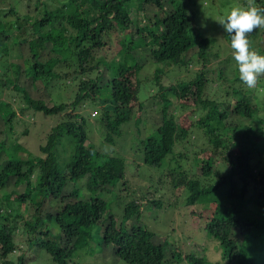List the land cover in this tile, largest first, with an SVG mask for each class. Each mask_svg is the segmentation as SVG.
<instances>
[{
    "label": "trees",
    "instance_id": "obj_1",
    "mask_svg": "<svg viewBox=\"0 0 264 264\" xmlns=\"http://www.w3.org/2000/svg\"><path fill=\"white\" fill-rule=\"evenodd\" d=\"M131 1L63 0L57 5L48 2L43 6L40 17H32L30 22L29 15L20 21L17 19L15 31L10 35L7 32L12 23L2 20L7 11L0 13V56L8 54L13 47L20 50L26 44L30 62L24 68L31 84L22 88L27 103L46 114L70 111L64 114V120L51 128L45 142L39 146L43 156H30L23 146L9 142L10 138L6 141L0 137V156L2 151H10L7 161L0 165V264L28 263L24 252L14 255L20 248L16 239L17 222L23 224L22 233L26 236L27 246L45 251L54 264H76V251L83 247L90 250L94 236L98 237V244L119 246L122 249L120 258L125 264L171 263L166 255V244L155 242V233L138 222L145 207L160 208L165 204L161 196H154L156 189L165 182L171 183V194L179 186L185 187L188 191L187 205L221 191L219 196H212L214 199L209 198L215 206L203 223L221 255L220 261H208L204 256L208 251L206 247L199 257L185 252L182 257L180 251L174 250L175 264L181 261L194 264H264V151L260 150H264V114H258L260 106L264 112V93L261 90L258 94L256 88L248 89L243 82L236 85L235 82L240 81L237 71L227 79L219 70L221 91L232 94L234 100L226 104L212 99L209 93L213 85L207 78L212 69H206L211 42L193 26L187 8L182 3L175 4L163 16L155 12L147 17L143 14L144 6L160 11L165 0H135L137 18L133 20L128 5ZM259 2L257 6L264 7V0ZM8 11L14 12L13 7ZM27 32L33 37H22ZM10 36L15 40L9 42ZM228 40L231 42L229 34ZM143 45L142 48L147 49L146 61L156 64L141 80H149V90L143 99L151 98L154 106L160 105V123L140 139L137 147L141 151L140 156L128 159L87 143L84 118L79 113L73 114V111L87 99L98 104L101 110L99 121L105 135L114 137L121 135L124 125H131L136 113L141 111L143 117L146 110L136 73L144 63L139 62L134 54ZM193 48H197L195 58H187ZM186 59L202 63L191 79H179L173 84L164 78L174 68L187 66ZM13 65L18 74L19 64ZM61 65L67 66V77L77 81L72 100L47 105L28 96L27 88L37 87L35 81L63 78L59 72ZM236 67L238 70L237 63ZM8 85L9 81L0 75V87ZM186 85L194 89L196 108L193 114L198 110L202 113L196 125L208 138L213 154H222V163L226 161L228 165L224 173L216 175L215 180L208 184L187 174V160L200 152L191 155L194 152L188 147V130L178 128L172 114L173 98L180 97ZM13 88L19 90L21 87L13 83ZM1 107L6 112L2 116L0 113L1 122L11 121L15 112L11 111L8 103H0ZM231 115L249 123L244 124L245 129L242 130L249 144L239 142L237 153L224 154L233 145V142L226 143L222 135L223 129L228 128L224 121ZM238 128L240 126L235 125L232 129L237 131ZM0 132L3 134L5 131L2 128ZM63 135L70 138L72 147L71 154L60 164L56 150ZM177 145L181 149L177 150ZM194 159L205 161L207 170L213 168V158L204 160L196 156ZM136 166L141 170L140 173L137 170V177L142 182L134 191L130 189L128 175ZM13 176L16 183L25 182L22 192L6 187ZM31 177H34L33 182ZM84 178L80 186L89 193L87 196L82 195L78 186ZM68 182L75 186L66 195L63 190ZM122 189L130 190L134 198L125 200L123 197L130 194H121ZM138 190L140 201L135 198ZM103 192L110 193L111 197L103 198ZM179 195L176 193L167 205L179 201ZM254 199L262 207L256 216L246 212ZM45 202L48 209L42 212ZM114 205L120 208L116 212ZM27 211L31 220L24 219ZM119 213L120 222L115 218ZM128 220L133 221L130 226L125 225ZM50 223L57 227L59 234H54Z\"/></svg>",
    "mask_w": 264,
    "mask_h": 264
},
{
    "label": "rangeland",
    "instance_id": "obj_2",
    "mask_svg": "<svg viewBox=\"0 0 264 264\" xmlns=\"http://www.w3.org/2000/svg\"><path fill=\"white\" fill-rule=\"evenodd\" d=\"M58 1L63 0H0V13L3 10L7 11L2 17L3 22L12 23V26L8 29L7 34L10 35L15 31V23L17 19L20 21L29 15L28 21L30 22L32 21V17L35 18L42 15L41 10L45 4L50 2L51 5H57ZM180 3H182L183 6L189 11L193 26L197 29H200L211 42L208 49V53L210 54L206 64V69H212V71L207 74V78L213 85L212 89L209 88L211 92L209 93V96H211L212 99H218V101H222L226 104H229L230 102L231 104L234 100L231 98L232 94H223L224 91H221L222 81L218 80V77L225 75V77L229 79L236 71L237 75L239 76V72L236 67V62L232 57L233 50L230 46L231 42L228 40V34L216 20L228 15L232 8L246 7L247 0H165L164 8L162 10L157 11L156 8L147 5L143 7V14L148 17L153 16L154 13L157 12L159 15L163 16L171 9L172 5ZM259 3V0H256V4L258 5ZM128 5L131 11V18L136 20V1L132 0ZM11 7H13L14 12L8 11V9ZM25 25L27 28H29V30H31L28 23H25ZM23 36L33 37V34H29L27 32V34L25 33L22 35V37ZM249 36L250 37L248 39L250 41L251 48L261 54H264V28L257 29ZM138 39L139 38H135V40ZM13 40H15V38L10 36L8 41L12 42ZM22 46L23 47H21L20 50L19 48L13 47L9 50L8 54L0 56V75L4 80L9 81L8 86L0 87V103L1 105L8 103L11 111L15 112V116L11 121L5 120L4 122H1V116L6 112L2 107L0 108V130L3 128L5 131L3 134L0 132V137H4L5 140L10 138L9 142L23 146L26 150H28L30 156H43V154L39 151V146L45 142L46 135L51 130V128L58 122L64 120V114L69 111V109L59 114H46L42 111L36 110L27 103L26 99L24 98L25 96L22 87L31 84V81L26 75L24 68V66L29 64L30 61L28 59L29 57L28 51L26 50V44ZM142 47H144V45L140 46V49L134 53L138 61L144 63L142 68H140V70H138L136 73L137 80H140L139 84L141 85V99H143L145 92L148 93L147 90H149L147 88L149 85V80H141L144 79L146 75L156 67V64L146 61L147 49H143ZM196 50L197 48H193V50L187 54L186 57L192 56L195 58L194 52H196ZM22 57L26 58L27 60H23ZM186 60L188 63L187 66L174 68L173 70L169 71V73L164 78L169 79V82L173 84L179 79L185 81L191 79L195 75L194 72L200 69L202 63H200V61L199 63L191 62V59L190 61L188 59ZM15 63H18L20 66V71L18 74H16L14 70L15 67L13 64ZM65 67L67 66L61 65L59 69V72L64 75L63 78H54L52 81L51 79L47 81L41 80L40 82H42L43 85L39 81H35L34 85L37 87L32 85L29 87V89L27 88L29 93L28 96L34 97L38 100L40 99L47 105L68 102L72 100L77 90V81L72 80L70 76L67 77L68 75H66L65 72H67L68 68ZM219 70L222 71L221 75ZM166 79L164 80L167 81ZM13 83H16L21 88L19 90L13 88ZM235 83L236 85H239L242 84V81H237ZM256 89L258 90V94H261V90L262 93H264V76L260 78ZM207 92L209 91L207 90L206 93ZM153 93L154 91L150 94L152 95ZM206 95L208 96V93ZM220 96H222V99H220ZM256 102L260 106V102L258 100H256ZM142 104L143 108L146 110L144 115L145 118L144 116L142 117L143 113L141 111L136 113L132 118L133 122L131 125L129 123L128 125H124L121 135L117 137L105 135V132L99 121L101 110L98 104L92 103V101H89L88 99L84 100L73 111V114L79 113V115L84 118L87 132V143H90V145H93L95 148L101 151L115 154L118 153L119 155L125 156L128 159H133L135 155L140 156L141 154V151L137 149L140 139L143 138V136L147 133L152 132L156 125L160 123V105L154 106L152 99L148 97L143 99ZM195 108L194 89L193 87L186 85L180 94V97L173 98L172 114L178 128H182V130H188V147L189 149L193 148L192 152H194L191 153V155L198 154L200 152L198 155H194L192 158L187 160L185 165V168L188 171L187 174L190 177H198L201 179L200 181L203 184H208L215 180L217 177L216 175L224 173L227 170L228 165L226 161L222 163V154L218 152L213 154V151L211 150V144H208L207 142L208 138L204 136L203 130L196 125V122L202 113L198 110L197 114H193V112H195ZM258 114L259 116L264 114L261 106ZM224 123L228 128L223 129V138L226 139V143L233 142V145L226 149L224 154H235L238 152L239 142L249 144V142L246 140V137L242 134V130L245 129L244 124L249 125V123L246 119H241L235 115H231L227 120L224 121ZM235 125L240 126L237 131L232 129ZM6 134L9 136H6ZM69 139V137L63 135L58 143L56 152L60 164H63L65 158L71 154L72 145ZM191 142L195 143L192 144ZM204 148H206V150ZM176 149L179 150L181 148L177 145ZM260 150L264 151L262 149ZM9 153L10 151H7V153L5 151L1 152L0 165L1 163L7 161L8 156H10ZM196 156L204 160L213 158V168H211V170L205 169V161L202 160V162L201 160L194 159ZM131 170L132 171L128 175V178L130 179L128 183L130 184V189L135 191V189H138L137 186L140 185L139 182H142V179L137 177V170L138 173H140L141 170L138 169L137 166ZM33 178L34 177H31L32 182L34 181ZM84 180L85 178L81 180L82 182H78V186L81 187L82 195L87 196L89 193L85 191L82 186H80ZM16 182L17 179L13 176L10 178V181L6 187L8 190H15L18 193L22 192L25 188V182ZM74 186L75 184L68 182L64 187L63 193L67 195V193ZM171 189L172 185L170 182H165L162 187L159 186L156 189L154 196H161L160 199H163L165 204L160 208L158 207L148 209L145 207L138 220V222H140L143 226L155 233L153 239L155 242L159 241L166 244V255L171 261V263L166 261V264L176 263V258H174L173 252L174 250L180 251V255L182 257L184 252L191 253L199 257L203 254V249L206 247L208 248V251L204 255L205 258L210 262L220 261L221 255L218 249H216L214 246V240L206 233L203 223L206 221L210 213H212V210L215 206L213 200L210 201L209 198L214 199L212 196H219L221 191L217 190L216 194L205 196L203 199L200 198L195 204L187 205L188 191L185 189V187L179 186L173 191L172 194L170 192ZM139 192L140 190L136 191V199L139 198ZM178 192L180 193L179 201H177L175 204L167 205L168 202L173 201V196L176 193L178 194ZM120 193L123 195L130 194V190L127 191L126 189H122ZM151 195H153V193ZM101 196L103 198L111 197L110 193L108 192H103ZM256 197L257 194L255 193L254 198ZM123 198L129 201V199L131 200V198H134V196L130 194L127 198ZM256 200L257 199L252 200L246 208V212L250 213L252 216H256L262 209ZM138 201H140V199H138ZM114 206L116 208L114 212H116L117 209H120L117 205ZM47 209L48 205L45 202L42 205L41 210L44 212ZM115 218L118 220V222H120V213L116 214ZM24 219L31 220L28 211L24 214ZM132 222L128 220L125 225L130 226ZM50 225L52 226L54 234H57L59 232L57 227L53 223H50ZM17 226L18 229L16 230V239L20 243V248L17 249L14 255L22 252L27 254V264H54L45 251L33 249L27 246L26 236L22 233L23 224L17 222ZM51 236L54 237L53 234H51ZM97 238V236H94L91 240L92 243L90 244V250H87V247H83L82 249L76 251L74 255V261L76 264H125L120 258V255H122V249L119 246L98 244L99 241ZM178 264L194 263L181 261Z\"/></svg>",
    "mask_w": 264,
    "mask_h": 264
},
{
    "label": "clouds",
    "instance_id": "obj_3",
    "mask_svg": "<svg viewBox=\"0 0 264 264\" xmlns=\"http://www.w3.org/2000/svg\"><path fill=\"white\" fill-rule=\"evenodd\" d=\"M216 21L231 36L232 57L238 65L240 81L248 89H255L264 76V54L251 48L248 36L264 28V7H258L256 0H247L246 7L232 8Z\"/></svg>",
    "mask_w": 264,
    "mask_h": 264
}]
</instances>
